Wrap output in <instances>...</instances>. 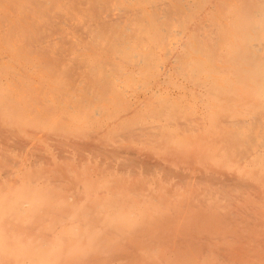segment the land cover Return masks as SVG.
<instances>
[{"label": "rangeland", "instance_id": "obj_1", "mask_svg": "<svg viewBox=\"0 0 264 264\" xmlns=\"http://www.w3.org/2000/svg\"><path fill=\"white\" fill-rule=\"evenodd\" d=\"M108 1L111 5L120 2V0ZM191 1H176L178 6H173L176 14H172L171 19L166 21L165 26H162L164 30L161 32L163 39L158 41L153 36L150 41L145 42L144 49L148 51L149 55L145 59L148 68L144 69L146 76L141 79L142 82L152 83V78H159L163 71L158 66L161 62L157 59V54L152 56V48H155L162 60L166 61L167 51L173 49L174 43L179 40L172 30L182 28L174 18L184 21L182 23L183 28L188 29L190 27L193 29L195 24L192 22V18L204 15L205 11L197 7H193V12L188 14L180 13L183 4H189ZM198 1L204 5L205 9H208L213 3H215L216 8H222L221 0ZM152 2H159L160 4L164 0H152ZM63 3L64 0H0V83L9 85V87L0 89V95L11 96L10 100L0 104L5 110H12L10 113L7 112V118L3 117L5 112L0 115V123L5 127L3 131L1 129L2 132L0 133V178L3 180V183H0V229L7 237L3 239L15 241V244H7L11 252L6 258L0 257V264H31L26 258L25 261L18 259L14 262L11 259L14 256L19 258L18 252L20 250L25 251L29 259L32 258L30 255L37 258L41 249L38 250L37 254H33V252L36 251L35 247L41 245L42 239L51 243L57 251L62 253V257L57 258L53 263H89L91 255L81 250L89 252L91 250L84 249V246L80 250L78 241L81 239L75 237L87 232L90 227H83V224H86L85 220L76 221L78 218L73 217L72 214L74 215V213L72 212H66L60 216L61 210L64 208L63 205L70 202L67 199H69L72 190L80 192V185L71 179L74 176H81L83 178L82 186L86 187L83 189L81 200L77 202L78 209L84 207V204L94 205L103 201V203L119 204L118 207H122V209L139 208L146 211L149 219H152L153 189L156 187L158 193L155 196L159 197L160 200L163 194L171 192L165 182L168 177L166 176L167 169L152 166V162H154L151 155L152 139H154L155 134L152 132L153 127L151 128V126L160 123L161 118L157 114L164 112L162 107L156 109L151 99V101H147L146 105L137 109L140 114L145 111H148L149 114L152 113L146 118V124L144 122L132 125L122 123L123 115L127 113L130 107L126 105L122 107L118 103L121 100L120 96H129L125 95L118 86L120 84L119 79L123 80L120 78L119 71L109 64L102 63V61L110 59L125 65L124 62L118 61L115 55L102 52L101 48L105 46L103 42L100 43L101 46L96 47L87 41L86 45L89 46L85 48L87 51H84L83 57L77 59V50L74 49L66 54L58 51L57 47L60 48V45H57L46 51L45 48H48L49 39L39 40L41 35L45 38L48 33L51 34L48 22L54 24L56 21L61 22V18H64L62 15L67 13V9L62 6ZM234 5H238V2L235 1ZM12 7L22 14H13L10 19H7L6 15L9 14L6 13ZM42 10H45L44 13ZM220 11L226 10L220 9ZM41 15H48V17L44 19ZM19 17L28 18L31 22H21L17 24L18 26L13 27L12 23H17ZM220 18L221 16L218 15V19ZM68 22H71L72 25L75 23L74 20ZM230 33L231 41H235L241 36L235 30ZM60 34L66 37L64 41L70 44L74 37L72 26L55 31L52 38L57 39ZM189 34H194L193 43H197V39H200L198 33L195 35L192 30L189 31ZM259 36L261 39L253 38L251 34L242 38L241 42H246L250 46L264 42V30ZM107 37L110 38V35ZM70 48L73 49L74 47L71 46ZM93 48L96 49V52L91 50ZM44 55L47 57H44L43 60ZM5 56L11 61L9 62L8 59L3 61ZM69 59L77 60L76 64H80L82 61L79 71L74 74H71L69 67H67V63H70ZM152 60L154 66H152ZM93 69L95 71L90 73V70ZM173 74L176 80L182 81L177 73ZM134 76L139 78L138 74H134ZM133 77L125 80L128 83L130 94L134 93L136 91L134 88L142 83L134 82ZM103 79L110 81L109 93L105 97L98 93L99 97L95 99L96 95L93 90L96 91L97 82ZM11 82L16 83L14 88L11 86ZM84 83L95 88L86 91L82 87ZM148 92L151 91L138 90L135 94L140 96V100L146 101L149 97ZM192 103L195 107L197 106L199 112L193 111L194 108L191 106H183L182 110L175 114L176 118L192 123L197 114L200 115V108L202 107L200 102ZM136 106L137 104L131 107ZM258 109L260 107H256L253 111ZM254 115L252 113L251 116L247 117L249 123L230 127L232 130L235 128L240 134V137L234 136L237 143L236 148L241 150L240 153H243L248 145L253 143L254 139L264 135V115L260 116V121L254 120ZM130 117L134 116L131 115ZM238 118L243 120V117ZM162 124H166V122L162 120ZM66 129H72L73 137L68 136L64 139L60 136ZM13 130L22 132L16 134ZM217 130L220 131L221 127L217 126ZM58 131L61 133L58 134ZM133 131L134 133H132ZM185 135L178 133L173 142L181 143L184 140L183 143L189 145L191 141L201 143L200 145L203 144L200 142L198 134L185 132ZM217 136L218 139L214 146L219 147L221 139L219 134ZM136 138L142 141L137 142L135 141ZM161 138V141L166 143V139L163 136ZM16 140L22 141L21 147L17 146ZM148 141H151V144ZM87 144L90 146L85 147ZM101 147H107L108 150H98ZM135 147L141 151L135 150ZM111 148L119 149V154L114 151L113 153L109 152ZM228 151L232 152L230 149ZM228 156H231L234 161L241 157V155L234 157L232 154ZM13 157L15 159H12ZM68 157L75 158V162L69 163ZM178 158L181 160V156ZM54 168L62 170L63 176L69 181L68 185L63 183L62 186L64 187L61 188V182L56 181L60 175L54 173ZM117 171H120L119 174L115 173ZM194 175L197 177L196 174ZM99 177L101 179L95 183ZM17 179L20 182H17ZM183 187L186 188V184H183ZM201 188L197 189L198 195L202 192ZM35 192L45 194V197L43 196L44 202L42 201L45 206L40 207L41 211L32 215L34 212L27 211L26 213L20 210L18 204L25 198H34L32 195ZM104 192H106V200L103 198ZM21 198L23 200L19 202ZM123 202H129L130 205H123ZM202 205L201 203H192L190 205L192 210L190 211L196 212L198 207ZM90 208L95 210V213L104 209L101 206ZM165 218L177 219L172 214H168L163 219ZM102 219L105 220L106 218L103 216ZM110 219L112 218L110 217ZM187 223V225L192 224L195 231L188 234L186 238H180V236L185 235L183 227L177 224L171 229L168 228L171 230L169 235L172 236L167 233L155 232L160 228L155 226L153 229L152 225H148L143 231H137L138 233L135 234L140 235V239H137L140 248L146 247L142 241L150 245L142 252L150 258L154 241H161V239L167 241L173 238L172 244H165V247L176 246L172 254L173 264H264V217L258 220H235L236 224L218 220L207 222L192 217V219L187 220ZM210 224L215 227L214 231H217L222 225L227 226L232 231L214 233L207 229V227H211ZM238 224L247 225V227L245 230H238L236 229ZM250 224L251 228H249ZM79 227L81 229L77 231ZM64 235L73 237L70 240H64ZM162 236L164 237L162 238ZM208 236L210 239L207 238ZM186 242L188 245L184 246ZM196 242H204L207 247L195 249L192 244ZM30 245L33 247V252L27 249ZM169 248H160V253L165 255ZM43 251L42 253H48L50 249L48 251L46 248ZM74 251L78 252L77 256L72 253ZM119 251L126 250L123 246L118 248L113 246L101 247L100 249L103 258L106 256L114 258L115 255L113 254ZM146 259H127L126 264H151L150 259L149 261ZM31 262L38 264L36 261ZM109 264H113V259ZM114 264L119 263L114 262Z\"/></svg>", "mask_w": 264, "mask_h": 264}, {"label": "bare ground", "instance_id": "obj_2", "mask_svg": "<svg viewBox=\"0 0 264 264\" xmlns=\"http://www.w3.org/2000/svg\"><path fill=\"white\" fill-rule=\"evenodd\" d=\"M176 1L181 2L183 0H164L160 4L159 2H152V0H120L116 5H111L108 0H64L62 6L67 9V13L62 15L64 18H61V22H54L55 25L48 22L51 34L48 33L45 38L40 36L39 40L41 41L46 38L49 39L48 48H45L46 51L60 45L57 50L66 54L74 49L77 50V59L83 57L84 51H87L85 49L89 47L86 45L87 41L96 47L101 46L100 43L103 42L105 46L101 48L102 52L115 55L118 61L124 62L125 65L110 59L102 61V63L109 64L119 71L120 78L123 80L119 79L120 84L118 86L125 95L129 96H120L121 100L118 103L122 107L123 105L130 107L127 113L123 115L122 123L132 125L144 122L146 124V118L152 113L149 114L148 111H145L140 114L137 109L146 105L147 101H151V99L156 109L162 107L164 111L157 114L161 118L160 123L151 126V128L153 127L152 132L155 134L154 139H152L151 155L152 160H154L152 162L153 167L167 169L166 176L168 177L165 182L171 192L163 194L160 200L159 197L155 196L158 193L156 187L153 189L152 219H149L146 211L139 208L122 209V207H118L119 204L103 203V201L94 205L84 204V207L78 209L77 202L81 200L83 189L86 187L82 186L83 178L81 176L77 175L71 178L73 182L80 185V192L72 190L69 199H67L70 202L63 205L64 208H62L60 216L66 212H72L74 213L72 216L78 218L76 221L85 220L86 224H83V227H90L87 232L75 237L81 239L78 241L80 250L83 246L84 249L91 250V252L81 250L91 255L88 264H109L112 259L113 264L114 262L126 264L127 259L145 260L146 258L148 261L150 259L151 264H173L172 254L176 246L165 247V244L173 243V238L167 241L164 239L154 241L150 258L142 252L150 245L142 241L146 247L140 248L139 240H137L140 239V235L135 233L145 230L148 225H152L153 229L155 226L160 228L155 232L167 233L168 235L174 225H181L185 236H180V238H186L188 234L195 231L192 224L187 225V220L192 219V217L207 222L218 220L229 224H236L235 220H258L264 217V135L254 139L253 143L248 145L243 153H240L241 150H237V143L234 138V136L240 137V134L235 128L230 129L232 125L249 123L247 117L251 116L252 113L255 114L253 119L256 121H260V116L264 115V42L252 46L246 42H241L242 38L251 34L253 38L261 39L259 34L264 30V0H221L222 8H216L215 3H213L208 9H205L198 0L183 4L180 10L181 14L193 12V7H197L205 11L204 15L192 18L195 26L193 29L189 27L190 30L182 27L184 21L174 18L182 28L172 30L179 40L174 43L173 49L167 51L166 61H163L156 49L152 48V56L157 54V59L161 62L158 66L163 71L159 78L151 77L152 83L142 82L141 79L146 76L144 69L148 68L145 59L149 55L148 51L144 49L145 42L150 41L153 36L158 41L163 39L161 32L164 30L162 26L166 25V21L171 19L172 14H176L173 10V6H178ZM235 1L238 2L236 6L234 5ZM213 6L215 7L213 8ZM220 9L226 11L221 12ZM6 14H9L6 15L7 19H10L13 14H22V12L12 7ZM218 15L221 16L220 19H218ZM41 16L44 19L48 17V15ZM69 20H74L75 23L72 25L71 22H68ZM28 21L31 22L28 18L19 17L17 23L12 24L13 27H16L17 24ZM69 26H72L74 33L70 44L64 41L66 37L62 34L57 39L52 38L55 31L62 30L63 27L67 29ZM191 30L195 35L198 33L200 39H197V43H193L194 34H189ZM232 30L241 35L235 41L230 40ZM107 35H110V38ZM71 46L74 48L71 49ZM91 50L96 52L95 48ZM54 51L56 52V50ZM26 56L28 57V54ZM44 57L47 56L44 55L43 60ZM7 59L9 62L11 61L8 57H3V61ZM69 61L70 63H67L69 72L74 74L79 71L82 61L79 60L80 64H76L77 60L69 59ZM152 66H154L153 60ZM94 71L95 69L90 70V73ZM173 73H177L182 81L176 80ZM134 74H138L140 79L133 77ZM131 77H133L134 82H142L137 88H134L136 91L132 94H130L128 83L125 81ZM109 83L108 79L97 82V89H95L96 91L93 90L96 95L95 99L99 97L98 93L104 97L109 93L111 86ZM4 84L0 83V89L9 87L8 84ZM15 84V82H11L13 88ZM82 87L86 91L95 88L86 83ZM138 90L151 91L148 92V100H140V96L135 94ZM0 96V103L11 99V96ZM192 102L201 103L200 115L197 114L192 123L176 118L175 114H178L183 106H191L194 108L193 111L199 112L197 106L195 107ZM136 104V107H131ZM256 107H260V109L253 111ZM131 108L136 109L132 110ZM10 111L12 110L3 109L0 104V115L5 112L4 118L8 117L7 112L10 113ZM131 115L134 117H130ZM238 117H243V120ZM162 120L166 124H162ZM217 126L221 127L220 131H216ZM1 129L3 131L5 127L0 123V133L2 132ZM13 132L19 134L22 131L13 130ZM185 132L198 134V138L203 144L200 145L201 143L191 141L189 145L183 143L184 140L181 143L173 142L178 133L186 136ZM60 133L58 131V134ZM217 134L221 139L219 147L214 146L218 139ZM60 136L64 139L68 136L73 137L72 129H66ZM162 136L166 139V143L161 141ZM135 141L141 142L142 140L136 138ZM21 142L16 140L18 147H21ZM148 143L151 144V141ZM89 146L88 144L85 145V147ZM134 149L141 151L136 147ZM228 149L232 152H229ZM98 150L107 151L108 149L101 147ZM113 151L119 154L120 150L111 148L109 152L113 153ZM230 154L234 157L241 155V157L234 161L231 156H228ZM179 156H181V160L178 158ZM67 160L69 163L75 162L73 157H68ZM53 171L56 175H60L56 181L61 182V188L64 187L62 186L63 183L69 184V181L63 176L62 170L54 168ZM119 172L115 173L119 174ZM100 179L101 177L95 180V183ZM17 182L20 180L17 179ZM0 183H3L1 178ZM49 183H51L50 180ZM183 184H186V188L183 187ZM199 187L202 192L198 195L197 189ZM44 195L35 192L32 195L34 198L19 199V202L23 200L18 204L20 210L26 213L27 211L34 212L32 215H35L41 211L40 207L45 206L42 203ZM103 196L105 199L106 192L103 193ZM192 203L203 205L198 207V211L193 212L190 211L192 210L190 209ZM122 204L128 205L129 202ZM93 206H101L104 209L99 210L97 214L95 210L90 208ZM168 214H172L177 219H163ZM103 216L107 220H103ZM211 224L213 225V223ZM212 225L207 229L214 233H225L229 230L227 226L222 225L217 231H214L215 227ZM246 227L247 225H236L238 230H245ZM249 228H251V224ZM80 229L79 227L77 231ZM72 237L64 235L63 239L70 240ZM207 238L210 239L209 236ZM7 244H15V241L0 239V257L2 258H6L11 252ZM40 244L35 247V252H33L31 245L27 249L33 254H37L38 250L41 249L40 255L42 254V257L38 255L35 258L30 255L32 258L29 259L26 252L20 250L18 252L20 257L14 256L11 260L13 262L18 259L25 261L26 258L31 264V261H36L38 264H58L53 263V261L57 258L60 259L62 253L45 239H42ZM187 245L186 242L184 246ZM110 246L116 248L123 246L127 252L119 251L113 254L115 255L114 258L111 256L103 258L98 250L101 247ZM162 247H170L165 255L160 253L159 249ZM192 247L203 249L207 245L204 242H196L192 244ZM46 248L50 251L42 253L43 249ZM69 253L71 252L69 251ZM72 253L75 256L78 255L76 251Z\"/></svg>", "mask_w": 264, "mask_h": 264}, {"label": "crops", "instance_id": "obj_3", "mask_svg": "<svg viewBox=\"0 0 264 264\" xmlns=\"http://www.w3.org/2000/svg\"><path fill=\"white\" fill-rule=\"evenodd\" d=\"M3 238H7V237L4 236V233L0 232V239H3ZM98 252L101 253L100 249L98 250ZM96 264H102V263H96Z\"/></svg>", "mask_w": 264, "mask_h": 264}]
</instances>
